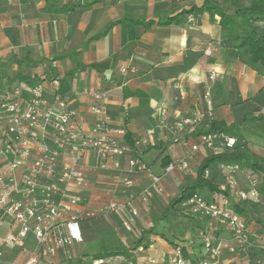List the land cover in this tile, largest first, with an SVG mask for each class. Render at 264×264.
<instances>
[{"label": "crops", "instance_id": "1", "mask_svg": "<svg viewBox=\"0 0 264 264\" xmlns=\"http://www.w3.org/2000/svg\"><path fill=\"white\" fill-rule=\"evenodd\" d=\"M58 1L60 7L76 6L65 11L53 10L45 0H0V89L19 86L26 92L34 78H59L82 130L103 123L120 143L140 141L136 151L141 160L152 174L162 175L163 192L146 200L139 195L149 185V177L135 175L129 198L122 186L112 182L118 172L111 167L94 171L90 155L84 168L87 187L72 189L82 192L80 207L95 211L109 200L127 201L138 211L133 228L140 236L194 179L201 161L213 154L205 147L191 151L213 123L232 129V137H239L246 150L264 160V118H259L264 115V67L252 61L248 47H235L239 41L226 44L227 30L219 16L193 10L205 0ZM208 1L232 14L255 0ZM190 15L193 23L187 21ZM253 25L264 32L263 23ZM235 34H242V29L237 27ZM212 73L215 77L210 80ZM91 92L105 93V101L94 100ZM93 104L102 105L105 114L91 113ZM127 159H120L122 170ZM183 159L188 161V173H164L168 164ZM260 178L258 186L264 185V175ZM216 181L219 186L225 183L220 174ZM238 183L247 188L243 173ZM202 193L207 198L214 194ZM252 216L253 210L243 218L251 240L261 243L257 238L264 229L251 223ZM165 222L167 234H147L150 248L132 251L136 263L143 264L148 257L166 262L174 248L190 262L199 256L200 242L209 234L231 244L228 231L209 219L179 211ZM6 232V223H1L0 242ZM80 244L45 261L90 264L93 258L75 250ZM27 247L29 253L34 250L32 242ZM29 253L9 245L2 248L0 264L22 262ZM246 253L229 254L223 249L220 264H246Z\"/></svg>", "mask_w": 264, "mask_h": 264}, {"label": "built area", "instance_id": "2", "mask_svg": "<svg viewBox=\"0 0 264 264\" xmlns=\"http://www.w3.org/2000/svg\"><path fill=\"white\" fill-rule=\"evenodd\" d=\"M187 21L193 23L194 18L190 15ZM214 77L212 73L209 78ZM60 87L57 78L40 77L26 92L19 86L0 89V224L7 225L0 242V258L2 248L9 245L26 254L27 244L34 245L24 261L13 264H47V258L82 243L80 220L93 218L99 212L115 215L127 212L129 218L123 226L130 229L138 211L127 201L109 200L103 210L87 211L80 207L83 198L72 189L87 187L84 168L90 155V167L94 171L111 167L118 172L112 182L122 186L129 198L135 186L134 177L141 173H146L150 180L139 195L142 200L163 192L162 175L152 174L136 151L141 142L120 143L103 123L82 130L68 95L61 93ZM90 96L96 101L106 99L103 92H91ZM208 96L206 91L205 98ZM89 110L95 115L105 114L99 104L91 105ZM234 145L235 139L225 133H209L200 135L198 145H193L191 151L205 147L214 154L231 150ZM124 156H128L127 167L122 170L120 159ZM175 170L188 173L187 159L168 164L164 173ZM239 173L242 174L239 165H219L218 174L225 179L219 186L220 193L210 198L195 193L178 205L181 213L209 219L224 227L231 244L209 234L204 236L199 256L190 262L179 248H174L168 261L148 257L143 264H220L223 249L229 254L238 250L260 251L262 255L257 263H264V232L257 238L261 243L252 241L248 223L232 209L235 201L262 202L255 176L243 175L247 184L243 189L238 183ZM90 264L138 263L131 258L110 257L93 259Z\"/></svg>", "mask_w": 264, "mask_h": 264}, {"label": "trees", "instance_id": "3", "mask_svg": "<svg viewBox=\"0 0 264 264\" xmlns=\"http://www.w3.org/2000/svg\"><path fill=\"white\" fill-rule=\"evenodd\" d=\"M45 1L53 10H61L64 8L66 11L68 9L75 8L76 6L71 5V7H60V2L58 0ZM193 10L197 12L206 11L219 16L221 27L227 30L226 44L232 45L233 42L239 41L238 44L235 45V47H248L252 61L260 62L264 67V32L259 31L258 28L253 25L256 23L264 24V0H255L249 6L239 8L232 14L227 13V11L208 0H205L201 7L194 8ZM237 27H240L242 29V34L235 36V29ZM57 79L61 83L60 79ZM37 80L38 79L34 78L30 81V84H33ZM60 88L61 93H64L62 84ZM259 118H264V115H260ZM231 130L232 129L213 123L206 132L201 133L200 135L209 133H225L228 136L232 137L234 134ZM232 138L235 139V145L231 150L210 154L201 161L194 179L190 180L188 184L180 191V193L167 204L159 220L165 221L170 216L178 215V205L182 201L187 200L195 193H202L204 191H207L209 193H220L221 191L216 179L218 176V167L221 164L239 165L243 175L252 174L255 176V178L256 174H260V176L264 175V160L259 159L255 155L251 154L248 150H246L240 143L241 139L239 137ZM205 172L208 173L207 177L204 176ZM257 190L259 193V198L263 200L264 185L258 186L257 184ZM223 193L228 194V191H224ZM255 204L257 203H253L251 201H235L232 205V209L235 213L243 217L246 213H249V211L255 208ZM90 220L91 219L85 218H82L80 220L82 240L84 239V237H86L87 232L91 228ZM152 233L153 226H151L147 230L142 231L138 239H136L132 243L131 248H125L121 246L110 248L101 247L97 250L96 253L92 255V258L101 259L122 256L125 258L133 259L134 256L132 251H136L140 247L147 248L150 243L145 238V236ZM257 252L258 251H249L247 253L248 257L250 255L252 256L254 264H264L257 263V261L259 260V258L257 257Z\"/></svg>", "mask_w": 264, "mask_h": 264}, {"label": "rangeland", "instance_id": "4", "mask_svg": "<svg viewBox=\"0 0 264 264\" xmlns=\"http://www.w3.org/2000/svg\"><path fill=\"white\" fill-rule=\"evenodd\" d=\"M20 72L26 73L22 70ZM260 177V174H256L257 182L261 180ZM175 191H177V188ZM78 194H81L82 198V192H79ZM255 205V208L252 209L255 216H252L251 223L255 224L257 228L264 229V198L262 202ZM103 209L104 208H102V210ZM123 213H126V215H122ZM128 218L129 216L127 212H121L118 215L102 214V212H99V214L91 218V228L87 232L86 237H84L83 244L76 246L75 250L77 252H81L83 250V253L88 254L86 258L90 259L92 258L91 256L94 252H97V250L101 247L110 248L119 245L123 246L124 243L126 245H131L136 239H138L139 235L133 228L134 223L131 225L129 230L124 228L123 222H127ZM153 224L155 225H153V232L155 231V234L158 236L167 234V222L157 219ZM114 228H116L118 232H114ZM201 243L202 242H200V244ZM147 248H150V246L148 245ZM259 253L260 251L257 252V255H259ZM246 255L248 257L247 253ZM249 257L250 259H246L249 260L246 264H254L252 256L250 255Z\"/></svg>", "mask_w": 264, "mask_h": 264}]
</instances>
